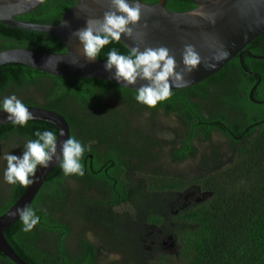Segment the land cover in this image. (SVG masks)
Here are the masks:
<instances>
[{
	"label": "trees",
	"instance_id": "16d2710c",
	"mask_svg": "<svg viewBox=\"0 0 264 264\" xmlns=\"http://www.w3.org/2000/svg\"><path fill=\"white\" fill-rule=\"evenodd\" d=\"M76 1L45 0L17 18L57 23ZM166 6L187 11L196 4L192 0H167ZM12 47L65 51L61 39L55 35L0 22V51ZM113 48L124 55L130 51L121 41H113L104 46L98 59L105 61ZM261 56H264V33L218 72L196 84L172 89V95L155 107L138 103L136 90L106 80L50 74L18 62L0 65V100L14 94L25 104L56 110L66 117L70 136L91 145V151L86 150L81 160L88 163V167L82 164L84 175L64 176L60 164L49 173L29 205L37 211L40 222L30 232L22 231L20 219L12 222L5 230L9 243L31 264H103L100 260L103 253L113 251L122 254V258L111 264H148L151 256L148 248L112 241L96 246L86 235L90 228L97 230L100 225L106 228L97 230L98 233L108 238L127 233L112 225L123 217L112 209L123 198L114 196L112 191L125 192L120 183L132 175L127 169L136 167L135 160L146 164L150 160L153 163L147 167L151 190L184 192L189 186L198 185L210 193L205 200L184 207L180 213L177 238L179 258L184 264H264V57ZM170 115L177 118L180 126L172 138L161 140L158 132L163 125L159 117ZM142 128H147V133ZM43 130L56 135L58 132L55 125L41 119H30L23 127L12 122L0 125V157L10 152L22 155L24 144L36 139L35 133ZM214 132L225 137L230 155L211 144ZM132 137L139 139L135 143ZM199 143L207 144L204 150H200ZM149 144L166 158L158 159L157 154L148 152ZM101 158L114 160L116 176L99 173L90 166ZM187 159L197 160L200 169L197 174L180 173V178L161 175L162 160L179 164ZM122 160L126 162L121 163ZM5 168L6 161L0 158V214L26 187L6 183ZM99 185L113 187L112 190L103 187L104 194L95 197L96 191L100 192ZM0 264L15 263L0 251Z\"/></svg>",
	"mask_w": 264,
	"mask_h": 264
},
{
	"label": "water",
	"instance_id": "95a60500",
	"mask_svg": "<svg viewBox=\"0 0 264 264\" xmlns=\"http://www.w3.org/2000/svg\"><path fill=\"white\" fill-rule=\"evenodd\" d=\"M45 0H0V22L15 27L37 30L59 37L65 47L63 52L47 51L32 47H12L0 51V65L9 62L23 63L44 72L75 76L92 77L118 85L113 74L115 69H105V61H88L83 55V46L74 33L86 26L90 17L103 18L110 10V0H77L64 11L57 23H37L17 18L31 11ZM196 6L187 11H176L166 6L167 0L148 3L141 0V19L133 27L132 36H122L121 42L129 49L139 46L167 47L177 60V71L184 65L182 52L186 44L194 45L202 57V62L191 73L185 74V83L173 85L178 89L196 84L218 72L230 59L238 55L254 38L264 33V0H192ZM135 0H129L134 4ZM226 50L224 59L214 56ZM52 57L46 65L48 59ZM264 57V56H261ZM56 61H58L56 67ZM214 65L207 67L206 65ZM146 80H138L133 85H121L136 90ZM257 83L253 86V88ZM252 88V89H253ZM251 89V91H252ZM32 114L31 119H41L55 125L58 129V145L71 134L66 117L53 109L38 105L25 104ZM7 113L0 111V125L9 123ZM63 130V135L61 131ZM59 152V147H58ZM59 165L54 159L49 167L37 168V181L27 185L21 196L0 214V251L15 264H31L22 258L5 236L6 228L15 220L17 208L29 206L41 189L49 173ZM210 193H205L208 196Z\"/></svg>",
	"mask_w": 264,
	"mask_h": 264
},
{
	"label": "clouds",
	"instance_id": "9594fccd",
	"mask_svg": "<svg viewBox=\"0 0 264 264\" xmlns=\"http://www.w3.org/2000/svg\"><path fill=\"white\" fill-rule=\"evenodd\" d=\"M141 0L130 4L129 0H110V10L103 18L90 17L86 26L77 30L74 35L83 46V55L88 61L99 57L104 46L111 42H119L122 36H132L133 27L141 19ZM228 52L221 51L214 56L220 60L226 58ZM52 60L50 57L46 63ZM202 62L200 53L194 45L186 44L182 52L184 67L177 71V60L167 47L139 46L130 49L128 55L111 49L105 59V69H115L113 78L121 85H133L138 80H146L136 89L135 100L148 107H155L158 102L168 99L172 95L173 85L185 83V74L194 71ZM58 61H56L55 67ZM214 67V65H206ZM0 111L7 113V120L21 127L32 118L28 107L16 95H10L0 100ZM63 130L61 135H63ZM34 140H28L23 146L22 155L11 152L2 157L6 161L3 179L11 185L27 186L37 181V168H47L56 159L64 176L84 175L81 163L85 151H91V145H84L76 138L69 136L58 145L56 134L50 130L37 131ZM59 147V152H58ZM22 223V231L30 232L40 222L37 211L30 206L17 208Z\"/></svg>",
	"mask_w": 264,
	"mask_h": 264
},
{
	"label": "flooded vegetation",
	"instance_id": "af4514ba",
	"mask_svg": "<svg viewBox=\"0 0 264 264\" xmlns=\"http://www.w3.org/2000/svg\"><path fill=\"white\" fill-rule=\"evenodd\" d=\"M124 147L128 148L127 145H124ZM91 156L92 155H90V157ZM113 161V159L101 158L94 165L90 164V166L95 167L99 173L102 172L111 176H116V170L114 169L116 165ZM122 162H126V160H122L121 163ZM135 163L136 167L133 166L127 169V172H131L132 175L128 177L129 179L125 182L126 184L120 183V185H123L126 189L125 192H120L118 190L112 191L114 196L123 198L122 201L112 207L114 211L121 213L123 217L115 221L112 225L120 226L119 229L125 230L127 233L119 234L118 237L112 236L108 238L105 234L98 233L97 230H105L106 228L105 225L99 224L100 226L95 230L97 236H89L87 232V239L96 246L108 244L112 241L114 244L143 246L149 250L150 248H173V250H168L174 251L179 258L177 235L181 224L180 213L184 207L205 200L207 196L204 195L208 192L204 191L198 185L189 186L186 192L190 190L189 188H192L195 194L190 198L186 197L183 201V192L181 190H151L149 188L148 178L150 170L147 167L149 165L144 163L143 160H135ZM82 164L84 167H88V163L83 162ZM161 164V175H170L180 178L181 174L176 169L163 168L166 167L164 164L169 165L168 161L162 160ZM98 187L100 192L98 193L96 191L95 197L104 194L103 187H108L109 190H112L113 186L99 185ZM116 187L117 183H115V188ZM148 211L149 215L146 214ZM149 216L155 218V221H151ZM156 220L158 222H156Z\"/></svg>",
	"mask_w": 264,
	"mask_h": 264
},
{
	"label": "rangeland",
	"instance_id": "374dc122",
	"mask_svg": "<svg viewBox=\"0 0 264 264\" xmlns=\"http://www.w3.org/2000/svg\"><path fill=\"white\" fill-rule=\"evenodd\" d=\"M159 121L163 125L162 127L163 129H161L158 132V135L161 138V140H169L170 138H172V133L174 132L175 129H178L180 126L177 118L174 115H170L168 117L160 116ZM141 131L143 133H147L148 130L147 128H144V129L142 128ZM138 139H139L138 137H132V141L135 143L138 141ZM167 143L170 144V142L168 141ZM211 144L220 146L224 150L227 156L231 154L229 151L228 142L225 139V137H223L221 134L214 132L212 139H211ZM198 146L200 150L202 151L207 146V144L199 143ZM156 149L157 148H153L149 144L148 152L157 154L158 159L166 158L165 154L162 155L161 151L159 152ZM152 163H153L152 161L147 160V165L149 164L151 165ZM197 164H198L197 160L187 159L176 165L172 163H169V165L164 164V166L166 167H163V168L165 169L174 168L180 173L188 174V175H195L200 171ZM189 189L190 190L188 192H186L187 189L183 192V201L186 199V197L190 198L192 197L193 194H195L192 188H189ZM88 234L89 236H92V237H95V235L97 236L96 231L93 229H89ZM168 249L173 250V248H150V250L148 249L149 254H151V256L149 257L148 264H184L183 260L181 258H178L174 251H169ZM163 255L167 257L164 258ZM121 258H122V254H120L119 252L113 251L112 253L110 252L103 253L100 260H101V263L103 264H111L113 262L115 263L116 261H120Z\"/></svg>",
	"mask_w": 264,
	"mask_h": 264
}]
</instances>
